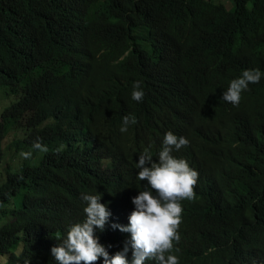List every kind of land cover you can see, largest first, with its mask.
<instances>
[{"label":"trees","instance_id":"obj_1","mask_svg":"<svg viewBox=\"0 0 264 264\" xmlns=\"http://www.w3.org/2000/svg\"><path fill=\"white\" fill-rule=\"evenodd\" d=\"M229 1L0 0V264H58L51 248L85 219L82 194L102 196L111 216L94 235L122 251L130 234L111 224L129 223L148 185L136 163L157 161L168 132L189 141L171 154L198 178L165 256L264 264V0ZM246 69L261 80L233 106L223 92ZM124 116L137 122L121 133Z\"/></svg>","mask_w":264,"mask_h":264},{"label":"clouds","instance_id":"obj_2","mask_svg":"<svg viewBox=\"0 0 264 264\" xmlns=\"http://www.w3.org/2000/svg\"><path fill=\"white\" fill-rule=\"evenodd\" d=\"M259 69H246L242 75L233 79L227 90L223 92V100L233 106L239 105L242 91L248 90L249 84L259 83L261 80ZM132 99L140 102L145 93L141 81H134L132 85ZM134 117L124 116L120 128L121 133L127 131L129 123H136ZM189 141L181 136L179 139L172 132L166 133L164 147L159 152L158 160L141 154L136 168L139 169L137 179L147 181L145 190L132 198L135 209L130 213L127 225L111 224L113 229L122 233H129L130 239L124 244L123 250L110 256L105 247L99 243V237L94 230L103 232L109 222L111 212L106 204L100 203L102 196L82 194L86 202L83 211L85 219L72 224L66 235L59 239L61 242L51 248V255L58 264H96L103 258V264H129L127 253L132 249L131 264H145L148 258H155L159 264H178L175 255H167L173 248L172 241L179 240L177 229L181 223L183 211L180 200L192 199L195 196L198 173L189 167L188 163L171 154L186 146ZM34 149L47 153L46 145H42L37 138L33 143ZM63 146L56 151H62ZM20 156L31 158V152H21ZM150 165V166H149ZM153 191L156 195H153Z\"/></svg>","mask_w":264,"mask_h":264},{"label":"rangeland","instance_id":"obj_3","mask_svg":"<svg viewBox=\"0 0 264 264\" xmlns=\"http://www.w3.org/2000/svg\"><path fill=\"white\" fill-rule=\"evenodd\" d=\"M216 3H222L226 6L227 9H232L233 8V3L229 0H214ZM9 99L5 97L3 94H0V110L3 109L6 103H8ZM22 133V130H14V131H8L5 135L3 144V150L5 151V161L10 164L11 166H15V164L18 163V159L14 157L13 154V148L10 146V142L15 138L18 137ZM16 134V135H14ZM9 146L8 148L6 146ZM1 178V175H0ZM5 222H11L12 220L9 218L3 219ZM1 223V222H0Z\"/></svg>","mask_w":264,"mask_h":264}]
</instances>
